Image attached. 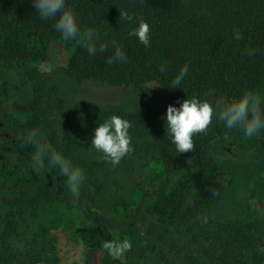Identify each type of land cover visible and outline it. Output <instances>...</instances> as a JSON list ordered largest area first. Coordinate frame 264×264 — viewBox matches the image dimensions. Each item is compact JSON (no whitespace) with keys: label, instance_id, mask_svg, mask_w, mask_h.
Masks as SVG:
<instances>
[{"label":"rangeland","instance_id":"1","mask_svg":"<svg viewBox=\"0 0 264 264\" xmlns=\"http://www.w3.org/2000/svg\"><path fill=\"white\" fill-rule=\"evenodd\" d=\"M83 42L81 34L40 41L38 56L15 70L4 66L10 60L0 33V216L21 197L27 203L11 241L22 263L101 264L111 257L115 264H165L158 254L165 239L182 238L195 252L192 264H217L208 240L196 241L188 224L155 210L177 178L201 169L185 159L188 168L178 165L167 184L165 153L178 158L190 131L175 119L122 126L121 114L147 110V90L69 77V61ZM233 117L232 132L203 151V172L219 190L200 217L211 219L210 231L219 236L226 226H242L253 239L243 258L264 264V73L245 89ZM82 191L91 215L111 232L99 247L93 246L105 228L83 214Z\"/></svg>","mask_w":264,"mask_h":264},{"label":"trees","instance_id":"2","mask_svg":"<svg viewBox=\"0 0 264 264\" xmlns=\"http://www.w3.org/2000/svg\"><path fill=\"white\" fill-rule=\"evenodd\" d=\"M0 33L8 68L19 70L17 62L38 56L40 41L81 34L84 42L69 61V77L146 89L147 110L121 114L122 126L175 119L190 131L178 158L165 153L169 185L178 165L188 168L183 160L201 165L177 178L155 210L188 224L196 241L208 240L214 253L217 249L212 255L217 264H255L242 256L253 243L242 226L236 231L226 226L219 236L210 231L211 219L200 217L219 190L215 177L205 176L201 159L209 143L232 132L245 89L264 73V0H0ZM21 82L27 84L25 75ZM50 160L60 175L58 160L53 155ZM25 206L21 197L0 216V264H23L11 241L19 235ZM80 206L105 228L93 247L109 241L108 224L91 215L83 191ZM158 251L165 264H192L196 258L182 238L165 239ZM115 262L108 257L101 264Z\"/></svg>","mask_w":264,"mask_h":264}]
</instances>
